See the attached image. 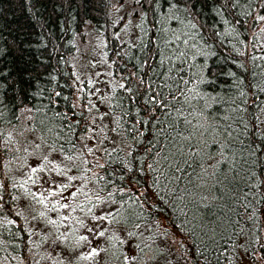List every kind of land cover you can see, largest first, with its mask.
<instances>
[{
  "label": "trees",
  "instance_id": "1",
  "mask_svg": "<svg viewBox=\"0 0 264 264\" xmlns=\"http://www.w3.org/2000/svg\"><path fill=\"white\" fill-rule=\"evenodd\" d=\"M150 7L145 0H0V156L6 165L0 174L5 184L0 188V264H16L18 259L25 264H42L38 258L46 259L34 229L28 225L33 217L45 223L49 219L46 212L44 217L39 215L43 205L38 202L37 189L41 172L27 171L29 157L31 166L32 155L41 149L63 158L75 157L69 162L72 170L68 175L90 178L87 190L102 188L100 194L105 198L114 190L116 203H99L101 215L115 212L123 204L119 222H99L109 232L105 254L88 261L78 260L79 254L70 264H264V200L257 202L264 185L253 187L257 178L246 180L241 172L238 183L248 185L244 191L249 195L231 205L234 211L222 185L204 190L207 199L199 205L187 206L166 190L151 186L146 165L152 154L145 153L155 129L151 106L144 100L150 78L157 77L152 73L156 68L152 44L156 25ZM203 11L198 23H216L218 18L212 12ZM242 23L243 27L236 25L238 40L225 37L223 44L210 41L211 54L198 57L196 63L204 68L201 90L219 101L211 103L214 115L226 114L224 109L229 105L247 109L241 113L248 123L247 134L241 137L247 144L264 137V93L248 87L253 67L264 66V60H251L253 55L264 56V23L250 17H243ZM172 26L174 21L169 24ZM237 77L244 78L240 89L235 86ZM240 90L247 97H239ZM245 99L247 103H241ZM156 115H161L159 110ZM9 135L11 141L5 144ZM36 144H40L39 149ZM237 161L241 162L239 157ZM227 166L221 164L220 171ZM49 168L45 172L49 180L58 179L56 188L68 183L67 177L57 176ZM228 175L235 176L236 171ZM47 184L45 191L51 192ZM81 185L77 179L69 193ZM245 204L250 205L247 210ZM97 207L87 215L79 210L73 213L83 226L73 223L72 228L90 224ZM59 215L65 214H57L56 219ZM62 228L53 226L52 230L59 235ZM129 232L133 235L128 236ZM74 235L76 239L81 236ZM63 244L73 253L83 242L77 246L69 236ZM129 246L135 259L125 261V256L131 255Z\"/></svg>",
  "mask_w": 264,
  "mask_h": 264
},
{
  "label": "snow or ice",
  "instance_id": "2",
  "mask_svg": "<svg viewBox=\"0 0 264 264\" xmlns=\"http://www.w3.org/2000/svg\"><path fill=\"white\" fill-rule=\"evenodd\" d=\"M136 2L140 3L141 0H136ZM145 3L151 5L149 11L155 15L156 25L155 38L152 40L156 50L153 57L156 60V68L152 69V73L157 79L150 78V82L147 84L148 96L144 100L145 104L151 106L155 129L154 139L149 142L150 147L146 149L145 153V156L148 152L152 154L151 162L146 165L147 171L151 173L149 177L151 186L157 188L158 191L166 190L178 201H184L187 206L188 203L199 205L207 199V196L203 195L204 190L222 185L231 208L232 204L246 199L249 195L244 191L248 185L238 183L237 178L240 177L241 172L245 174L246 180L257 178L253 187L264 185V137H261L259 142L253 139L247 144L241 138L247 134L248 130V123L241 114L247 111L246 108L229 105L227 109H224L226 114L223 115H214L210 111L211 103H219V101L216 97L201 90L200 85L205 82L204 68L196 61L198 57H207L211 54L209 52L212 47L210 41L223 44L225 37H233L238 40L240 33L237 31L236 25L243 27V17H250L253 21L264 23V0H244L243 3L242 0H145ZM204 9L212 12L214 18H218L216 23L208 25L197 22L205 14ZM146 16L145 12L144 18ZM229 16L234 18H227ZM173 21L175 26L169 27L170 22ZM218 25H222V29ZM138 27H142V24ZM205 28L208 29L207 32L204 31ZM261 31L264 32V28H261ZM239 42L243 43V41ZM233 48L243 56V52L239 48H236L235 45ZM251 60L253 62L264 60V56L253 55ZM239 67L248 72L243 63H240ZM256 68H260V71H256ZM249 77L248 87L264 93V66L255 65L249 73ZM140 83H145L143 78L140 79ZM243 83L244 78L237 77L235 86L240 89ZM128 91L131 92L132 89L129 88ZM239 97H247V93L240 90ZM232 103L235 104V100ZM241 103L246 104L247 99ZM253 103L256 104L257 101H253ZM157 110L161 113L160 116L156 115ZM261 111L264 112V108H261ZM255 118L259 120L258 116ZM137 123L140 121L138 120ZM144 123L147 124V121ZM2 136L3 132H0V137ZM10 141L11 135L5 140V144ZM237 145L240 147L237 148ZM35 147L39 149L40 144H36ZM7 150L2 149L5 152ZM226 152L231 153V156L226 155ZM217 156L219 159L216 158ZM237 157L241 162L238 163ZM249 157H255V159H249ZM75 159L71 155L64 156V160L69 162ZM210 161L215 162L210 163ZM224 163H227L228 166L221 172L219 166ZM49 165H51L49 171L55 172L57 176L67 177L68 180V183L58 185L59 191L49 192V196L62 195L70 187H73V182L77 179L82 181V185L75 187V190L69 193L67 203L56 201L51 208H48L45 203L46 197L38 199V202L44 204L48 211L59 214L62 210H68L66 215H59L58 219H47L46 223L57 229L60 227L71 229L68 233H59L56 237L57 240H68L69 236H72L77 246L81 242L90 243L89 237L86 235H81L78 239L75 238L76 229L72 228V225L78 223L83 226V221L73 213L79 210L87 215L101 202L116 203L112 199L114 190L109 191L106 198L100 194L103 191L102 188L95 192L87 190L90 178L69 176L68 172L72 170L71 164L61 167L59 164L49 161L48 156L43 157V164L38 161L37 166L32 167L31 172L34 174L43 172ZM5 166L2 156H0V174ZM257 167L259 172H257ZM234 170L236 175L230 177L228 173ZM143 172L144 169L141 168V173ZM29 179L31 180L32 177L29 176ZM99 179L102 180L104 177ZM210 180L212 181L211 185L209 184ZM4 187L3 181H0V188ZM120 191L123 194V190ZM241 192L243 196L232 195ZM31 195L35 197V193ZM2 199L3 196H0V200ZM93 199H95V203ZM136 199L139 200V196ZM260 200H264V193L259 195L257 202L259 203ZM249 206V204H245V210ZM120 208H123V204L120 205ZM120 208L115 212L97 216L95 219L119 222ZM231 210L235 209L231 208ZM39 215L44 217L45 213L40 212ZM253 215H255L254 208ZM87 231L98 237L105 235L104 231L96 233L92 228H88ZM132 235V232L128 233V236ZM111 239L117 238L111 237ZM123 242L121 241V243ZM57 247L60 246L57 245ZM102 250L97 244L91 248L90 252L80 254L78 260H93L100 256ZM129 252L131 255H126L125 261L135 259L134 250L130 248ZM60 264L63 262L60 261Z\"/></svg>",
  "mask_w": 264,
  "mask_h": 264
},
{
  "label": "rangeland",
  "instance_id": "3",
  "mask_svg": "<svg viewBox=\"0 0 264 264\" xmlns=\"http://www.w3.org/2000/svg\"><path fill=\"white\" fill-rule=\"evenodd\" d=\"M96 82H94L93 84V86H95L94 88L97 87ZM97 83L99 84V82ZM101 110L104 111V107H102ZM32 156H33V161L30 166L31 158L29 157V165L27 167V171L28 169L30 170L32 167L36 166L38 161L40 164H43L44 156H48L49 161L55 162L59 164L61 167H66L69 165V161L64 160L63 157L59 156L55 152H51V151L49 152V150L47 149H41L35 152V154H33ZM50 166L51 165H49V167ZM57 180L58 179L49 180L45 170L39 174V182H38L37 189L40 194V198L46 197L45 203L48 205V208H51L50 203H52L53 201L55 200L59 201L58 198H60L61 201L65 200L62 203L68 202L67 197L69 195V189L66 192H64L62 195L55 196L53 200H52V196L48 195L49 191L47 192L45 191L46 189L44 185L47 183L51 191H59V188H56ZM48 208H45L43 204L40 212H44V213L46 212L49 219H56L57 213L48 211ZM99 209L100 207H97L96 211H94V216H93L94 220H92L90 224L84 227H80L79 229H76L75 233H80L81 235L88 236L90 243L83 242V245L81 246V248L75 250L73 253H69L68 248L66 247V245L63 244V240L56 239L58 235L52 230V227H53L52 225H49L45 222H40L35 217L33 218L31 217L32 219L30 221V224L28 225L34 229L33 232H34L35 237L38 238L37 242L40 243V250L43 251V257L46 256L45 260H42L40 258H38V260L43 261L42 264H60V261H62L63 264H70V261L73 259L74 256L81 254L84 250L88 248V246H96V244H99L100 246L99 249H103L102 251H100V256L104 255L105 249H107L105 240L109 236V232L108 230L104 228V226L101 223H99L100 220L95 219V217L101 216ZM63 213L66 215L68 213V210H62V213L60 214H63ZM88 228H92L94 232L96 233H98L99 231H104L105 235L103 237L95 236L92 233H89L87 231ZM65 230L64 228H62V232L60 231V233H67L65 232ZM57 245H59L60 247H57ZM130 248L131 246H129V249ZM52 259L54 260V263ZM18 262L19 263H16V264H25L20 259H18ZM31 263L34 264L33 261H31Z\"/></svg>",
  "mask_w": 264,
  "mask_h": 264
}]
</instances>
